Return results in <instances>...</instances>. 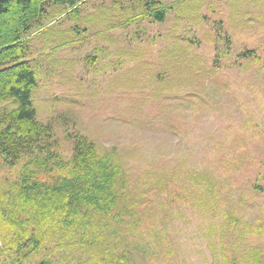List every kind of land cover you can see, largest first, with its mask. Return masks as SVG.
<instances>
[{"label":"rangeland","instance_id":"obj_1","mask_svg":"<svg viewBox=\"0 0 264 264\" xmlns=\"http://www.w3.org/2000/svg\"><path fill=\"white\" fill-rule=\"evenodd\" d=\"M181 1L202 23L174 9L164 23L107 24L127 0H86L45 22L28 36L32 101L64 155L81 134L117 148L137 193L152 180L162 186L156 218L141 231L147 264L264 262V0ZM182 41L190 47L177 61ZM246 49L256 53L241 56ZM190 170L223 184L211 206L193 204ZM10 173L0 165V178Z\"/></svg>","mask_w":264,"mask_h":264},{"label":"trees","instance_id":"obj_2","mask_svg":"<svg viewBox=\"0 0 264 264\" xmlns=\"http://www.w3.org/2000/svg\"><path fill=\"white\" fill-rule=\"evenodd\" d=\"M85 1L0 0V165L11 172L0 178V264L148 261L149 247L141 245V231L156 218L158 200L156 204L154 196L164 191L162 186L153 182L150 172H143L152 181L142 184L143 191L137 193L139 181L132 180L117 148H104L81 134L73 136L71 152L64 155L53 126L39 118L32 101L38 83L28 36L45 22L77 13ZM126 3L115 9L117 16H106L110 17L107 24L124 29L138 27L144 19L164 23L174 9L178 20L202 23L206 18L186 9L179 0ZM49 4H61L68 12L64 14L62 8L50 11ZM187 44L183 47L180 42L177 61L185 60ZM253 53L255 49H246L240 55ZM96 58L89 57V63H95ZM187 174L186 181L195 189L190 194L193 204L211 206L223 184L205 171L190 170ZM162 181H170L165 192L173 188L171 176ZM255 187L263 190L258 184ZM177 196L184 202L189 200L185 191ZM249 264L264 262L253 257Z\"/></svg>","mask_w":264,"mask_h":264},{"label":"bare ground","instance_id":"obj_3","mask_svg":"<svg viewBox=\"0 0 264 264\" xmlns=\"http://www.w3.org/2000/svg\"><path fill=\"white\" fill-rule=\"evenodd\" d=\"M38 82V81H37Z\"/></svg>","mask_w":264,"mask_h":264}]
</instances>
